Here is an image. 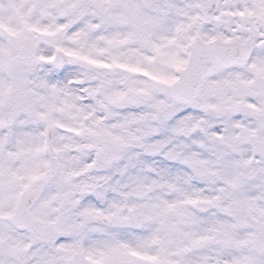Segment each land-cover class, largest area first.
<instances>
[{
	"label": "clouds",
	"instance_id": "9594fccd",
	"mask_svg": "<svg viewBox=\"0 0 264 264\" xmlns=\"http://www.w3.org/2000/svg\"><path fill=\"white\" fill-rule=\"evenodd\" d=\"M0 264H264V0H0Z\"/></svg>",
	"mask_w": 264,
	"mask_h": 264
}]
</instances>
